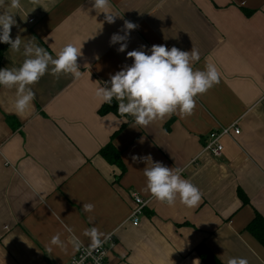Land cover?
<instances>
[{"label": "crops", "instance_id": "crops-1", "mask_svg": "<svg viewBox=\"0 0 264 264\" xmlns=\"http://www.w3.org/2000/svg\"><path fill=\"white\" fill-rule=\"evenodd\" d=\"M20 2L0 0V13L16 21L13 39L35 37L53 57L72 43L82 55L79 76L49 71L31 86L24 113L15 109L16 89L0 86V264H68L80 246L109 235L105 264H208L200 246L221 264H264V246L247 231L257 214L264 218V0H110L106 11L119 15L112 24L92 0ZM125 20L138 28L118 52L110 39L124 34ZM152 45L197 50L193 67L215 65L220 82L196 98L191 116L143 127L130 115H101L99 85L133 63L128 51L150 54ZM24 58L9 46L0 69ZM234 124L241 133L223 139L220 159L202 154L210 132ZM110 143L122 167L100 155ZM133 156L180 168L203 193L199 204L151 197L143 172L150 162ZM134 195L149 201L137 226Z\"/></svg>", "mask_w": 264, "mask_h": 264}, {"label": "clouds", "instance_id": "clouds-1", "mask_svg": "<svg viewBox=\"0 0 264 264\" xmlns=\"http://www.w3.org/2000/svg\"><path fill=\"white\" fill-rule=\"evenodd\" d=\"M38 3L39 0H32ZM95 10H105V20L115 23L119 15L108 11L110 0H92ZM11 8H20V0H10ZM16 24L14 15L10 12L0 13V43L10 46L12 52L21 53L25 57L19 67L0 69V86L15 88L17 98L15 109L24 113L32 105L35 93L33 85L51 71L56 78L61 75H80L78 57L82 55L81 48L72 43L66 44L55 57L36 43L35 37L22 40L17 35L11 36L12 27ZM138 25L125 20L124 34L114 33L111 44H119L118 52H124L131 31ZM23 45V49H22ZM143 47V46H142ZM127 57L133 60L130 66H125L111 76L106 86L97 88L96 96L102 103L117 102V110L121 115H130L137 125L147 127L158 119L179 115L181 118L191 116L197 106L196 98L207 93L220 82V73L215 65L206 64L204 69L193 67L199 61L197 50L183 51L173 46L152 45L150 54L143 50L127 52ZM134 162H150L143 169L146 178L144 191L156 200L173 206L179 198L187 207H195L202 199L203 193L191 182L182 177L180 168H169L162 162H153L150 156H133ZM94 205L83 204V210L92 211ZM95 233V229H93ZM229 264H248L244 258H233Z\"/></svg>", "mask_w": 264, "mask_h": 264}, {"label": "built area", "instance_id": "built-area-1", "mask_svg": "<svg viewBox=\"0 0 264 264\" xmlns=\"http://www.w3.org/2000/svg\"><path fill=\"white\" fill-rule=\"evenodd\" d=\"M241 130L237 124L223 127L212 131L207 135L206 143L203 146L202 154L210 155L214 159H220L224 153L223 139L230 136L240 135ZM134 207L132 209L131 221L134 226L139 225L140 217L149 201L138 195H134ZM113 243V235L100 241L93 246H80L68 264H105L108 252L107 244Z\"/></svg>", "mask_w": 264, "mask_h": 264}, {"label": "trees", "instance_id": "trees-1", "mask_svg": "<svg viewBox=\"0 0 264 264\" xmlns=\"http://www.w3.org/2000/svg\"><path fill=\"white\" fill-rule=\"evenodd\" d=\"M9 45L0 43V64L3 59L5 52L7 51ZM113 112L119 116L117 110V103L112 102V104H104L99 113L101 115ZM100 155L111 165H116L122 167V159L120 152L113 146L112 143L108 144L106 147L100 150ZM243 202L247 203L248 199L241 192L239 193ZM247 231L250 232L263 246H264V218L259 214L256 215L255 219L247 227ZM198 253L202 259L208 264H221L217 259L214 258L212 254L208 252L203 246L198 247Z\"/></svg>", "mask_w": 264, "mask_h": 264}]
</instances>
